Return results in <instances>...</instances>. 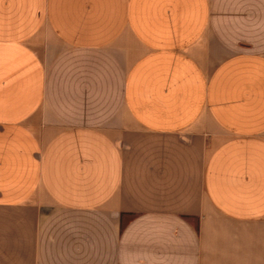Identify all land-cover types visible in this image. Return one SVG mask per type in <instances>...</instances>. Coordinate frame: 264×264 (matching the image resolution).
Returning <instances> with one entry per match:
<instances>
[{
  "label": "crops",
  "instance_id": "1",
  "mask_svg": "<svg viewBox=\"0 0 264 264\" xmlns=\"http://www.w3.org/2000/svg\"><path fill=\"white\" fill-rule=\"evenodd\" d=\"M0 264H264V0H0Z\"/></svg>",
  "mask_w": 264,
  "mask_h": 264
}]
</instances>
